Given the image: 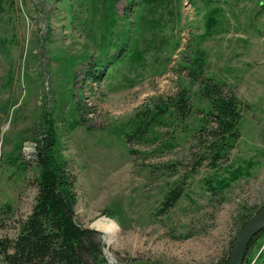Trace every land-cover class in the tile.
<instances>
[{"label": "rangeland", "instance_id": "374dc122", "mask_svg": "<svg viewBox=\"0 0 264 264\" xmlns=\"http://www.w3.org/2000/svg\"><path fill=\"white\" fill-rule=\"evenodd\" d=\"M98 60L94 81L83 70ZM207 77L237 96L242 113L235 147L216 162L199 94ZM181 90L189 98L182 115L171 105ZM46 111L73 180L74 220L113 229L108 243L99 231L109 264L225 258L238 213L264 207V0H0L2 240L15 238L34 204L38 168L24 157ZM237 166L248 174L211 189ZM175 186L181 194L164 208Z\"/></svg>", "mask_w": 264, "mask_h": 264}, {"label": "trees", "instance_id": "16d2710c", "mask_svg": "<svg viewBox=\"0 0 264 264\" xmlns=\"http://www.w3.org/2000/svg\"><path fill=\"white\" fill-rule=\"evenodd\" d=\"M111 1L113 3L114 0ZM144 1L149 4L151 0ZM130 6L128 4L127 9ZM108 9L111 18L109 24L112 27L117 26L112 4ZM212 12L207 15V28L216 21ZM117 32L118 30L112 31ZM119 34L121 33L118 32L117 35ZM133 53L134 57H141L136 48L132 49ZM99 61L83 70L94 81L102 76L103 68ZM199 94L208 101L209 115L214 123L209 133L211 141L208 149L211 160L216 162L226 159L240 135V101L235 94L224 92L223 83L210 77L200 82ZM188 99L185 91L181 90L174 96L171 105L179 114H185ZM42 114L43 134L36 139L33 151L24 157L29 164H35L38 168L35 201L30 213L19 222L15 238L0 239V255L6 264H109L103 255L101 233L83 227L74 220L76 194L73 180L65 169L64 162L56 157V136L51 115L47 111ZM247 174L246 167L232 168L228 170L227 176L217 179L211 189L215 192L223 191L231 182ZM180 194V186L172 187L164 196L163 207H170ZM256 211L248 207L238 213L235 218L238 231ZM263 242L264 229L250 241L242 264H264V248L254 256L250 252L254 246L260 248ZM229 252L225 258L211 264H226ZM124 264L153 263L130 257Z\"/></svg>", "mask_w": 264, "mask_h": 264}, {"label": "water", "instance_id": "95a60500", "mask_svg": "<svg viewBox=\"0 0 264 264\" xmlns=\"http://www.w3.org/2000/svg\"><path fill=\"white\" fill-rule=\"evenodd\" d=\"M263 229L264 207H261L240 228L229 252L226 264H242L250 241Z\"/></svg>", "mask_w": 264, "mask_h": 264}, {"label": "bare ground", "instance_id": "6f19581e", "mask_svg": "<svg viewBox=\"0 0 264 264\" xmlns=\"http://www.w3.org/2000/svg\"><path fill=\"white\" fill-rule=\"evenodd\" d=\"M93 226L97 229V231H101L103 233L104 240L108 243L113 230L112 227H108L101 221L94 222Z\"/></svg>", "mask_w": 264, "mask_h": 264}]
</instances>
